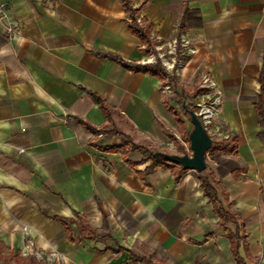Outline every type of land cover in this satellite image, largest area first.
Masks as SVG:
<instances>
[{
  "label": "crops",
  "instance_id": "0c3cea01",
  "mask_svg": "<svg viewBox=\"0 0 264 264\" xmlns=\"http://www.w3.org/2000/svg\"><path fill=\"white\" fill-rule=\"evenodd\" d=\"M127 1L150 25L148 49L128 32L121 0H0L14 29L6 38L0 25V249L58 254L54 264H264V124L254 107L264 99V0ZM179 34L193 54L169 75V92L112 60L148 65ZM203 74L221 94L212 126L235 147L205 163L237 229L220 226L194 172L145 173L148 164L107 150L119 135L172 149L177 120L188 133L176 106L192 108ZM182 90H194L190 100ZM235 231L236 258L226 237Z\"/></svg>",
  "mask_w": 264,
  "mask_h": 264
},
{
  "label": "trees",
  "instance_id": "16d2710c",
  "mask_svg": "<svg viewBox=\"0 0 264 264\" xmlns=\"http://www.w3.org/2000/svg\"><path fill=\"white\" fill-rule=\"evenodd\" d=\"M121 7L123 11L126 14H128L130 17V22L126 26L128 32L133 37H135L141 44L146 45V48L148 49V47H150V41H149L150 25L149 24H140V25L137 24L135 20L136 11L130 7L129 2L127 0H121ZM112 60L115 63H117L119 66L125 69L133 70L135 72H142L144 74L156 77L161 80H163L166 76L164 72L162 71V69L160 68L158 63L148 64V65H132V64L124 63L118 59H112ZM171 85L173 88H175L174 82L172 80H171ZM86 94L93 100V102H95L99 106V108L101 109L103 113L107 112V109L103 105V102L100 98H98L97 96L91 93H86ZM184 99L185 98L183 96H180V98L178 99V102L181 103L182 101H184ZM254 107H255V111H256V115L259 120V123L264 124V99L262 95L259 94L257 96V99L254 103ZM181 110L184 112L183 109ZM190 110H192V108ZM177 121H178V130L180 132L183 131L185 133V129L183 127L182 121L180 120H177ZM187 134L188 133L186 132V135ZM132 144L135 145L136 143L132 142ZM121 149L122 147L121 145H119V146H115L112 148H108L107 150L117 152V151H121ZM137 149H138L137 147H134L131 150L133 151ZM178 151L180 155L185 154L184 150L182 149H179ZM210 151H215V152L221 151L223 153H233L235 151V147L232 146L230 147L229 150H227V145L220 144V142H212L210 149L207 150L205 154ZM154 152L148 153L149 164L143 169L142 172L146 173L152 170V168L156 165L155 162L157 160L160 162L159 165H162L163 167H167L164 161L153 156ZM126 163L128 162L126 161ZM128 164L130 165V163ZM130 166H133V165H130ZM173 167H176V166H173ZM167 169H169V167H167ZM185 172H186L185 170H182L181 168L177 167L176 177H178L180 174L185 173ZM137 174L140 175L139 173ZM196 178H197L199 189L201 190L203 197H205L207 199V202L211 205L212 212L215 215V217L218 218L220 226L225 228L226 224H231L237 229V220L234 214L230 212L229 207L223 205L221 200L219 199V196L217 193L218 182L215 181L212 172L208 170L206 163H205V170L197 174ZM237 231H235L234 233L228 232L226 234V237L229 240V243L231 246L232 256L235 258H236V254H235L236 248L241 243Z\"/></svg>",
  "mask_w": 264,
  "mask_h": 264
},
{
  "label": "built area",
  "instance_id": "2783aa9c",
  "mask_svg": "<svg viewBox=\"0 0 264 264\" xmlns=\"http://www.w3.org/2000/svg\"><path fill=\"white\" fill-rule=\"evenodd\" d=\"M0 25L6 38H11L14 33L13 27L7 22L5 16V7L0 4ZM193 54L190 40L184 34H179L166 42L164 46H157L146 58V63H158L160 67L169 75L177 76L188 58ZM162 90L169 92V84L164 81ZM200 90L203 93L194 94L192 112L199 121L202 128L206 130L211 127L212 122L219 110L221 104V94L215 90L211 79L203 74L200 76ZM38 260L44 259L48 263L60 261L58 254H35Z\"/></svg>",
  "mask_w": 264,
  "mask_h": 264
},
{
  "label": "rangeland",
  "instance_id": "374dc122",
  "mask_svg": "<svg viewBox=\"0 0 264 264\" xmlns=\"http://www.w3.org/2000/svg\"><path fill=\"white\" fill-rule=\"evenodd\" d=\"M162 71L166 75L163 80L166 81L168 84H170L171 83V78L169 77V74L166 73L163 69H162ZM169 88H171V84L169 85ZM183 92L188 97V100H190V97L192 96L194 90L193 91L192 90L191 91L190 90H184ZM178 107L179 106L177 105L176 106V110H177L176 113L178 114V118L184 119V122L188 126V132H189L190 125H189V122H188V118H187L186 114H184L180 110V108H178ZM180 121H182V120H180ZM206 134L211 139V142H220V144H224V142L228 143L227 140H222L221 139V136H219L218 131L215 130L212 125H211V127H209L206 130ZM167 139H168L169 142L172 143L173 148L172 149H167L166 148V143H163L162 145H159L157 150H156V149H151V148L147 147L146 145L140 144V143L133 145L129 138L119 135V141H120V145L122 147L120 152H121L123 157L136 158L139 161V163H143V164H149L148 153L149 152H154V151L162 152V153H167V151H173V152L176 153V155H180L178 150L182 149V150H184L186 155H190V152L188 150L186 132L184 133L183 131L180 132L178 130L177 134H175V135H173L171 137H168ZM134 147H137L138 149L132 151L131 149H133ZM155 163H156V165H159L160 162L157 160ZM11 254L12 253H8V252L0 249V264H51V263L46 262L44 259L38 260V261L35 260V259H31V258H24L23 259V258H19V257H12ZM54 263L55 262H53L52 264H54Z\"/></svg>",
  "mask_w": 264,
  "mask_h": 264
},
{
  "label": "water",
  "instance_id": "95a60500",
  "mask_svg": "<svg viewBox=\"0 0 264 264\" xmlns=\"http://www.w3.org/2000/svg\"><path fill=\"white\" fill-rule=\"evenodd\" d=\"M184 112L190 125V130L187 134V143L190 155L154 152L153 156L161 159L166 164L199 174L205 170V152L210 149L212 142L193 112L185 108Z\"/></svg>",
  "mask_w": 264,
  "mask_h": 264
}]
</instances>
